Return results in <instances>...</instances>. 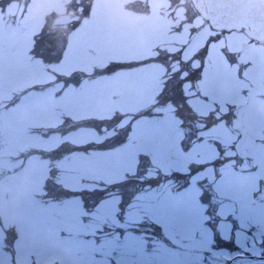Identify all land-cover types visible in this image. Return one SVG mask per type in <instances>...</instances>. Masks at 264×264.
<instances>
[{
	"label": "rangeland",
	"instance_id": "obj_1",
	"mask_svg": "<svg viewBox=\"0 0 264 264\" xmlns=\"http://www.w3.org/2000/svg\"><path fill=\"white\" fill-rule=\"evenodd\" d=\"M187 3L0 0V13L6 19L23 12L19 27H4L0 69V264H110L111 259L116 263L117 253L94 234L99 225L95 209L86 211L78 197L66 199V192L96 193L101 184L120 182L140 157L145 165L150 164L146 175L182 173L190 164L201 169L199 163L218 158V150L229 162L189 174L188 214L166 225L163 233L160 230L164 240L142 233L137 246L144 239L155 245L149 244L147 254L121 253L120 264H155L153 246L164 249L160 258L173 264H204L206 249L212 264H222L236 254L262 253L254 246L258 244L246 246L229 237L230 225L224 221L225 214L232 209L238 212L242 204L231 202L243 180L264 176L260 143L264 134L257 123V99L240 92L242 87L249 90L256 68L246 67V82H242L241 68L230 65L227 58L238 51L237 37L229 35L224 40L213 35L207 18L184 7ZM37 34H41L38 39ZM33 48L43 51L44 58L36 56ZM246 55L256 66L264 61L259 48ZM129 60L139 64L103 73L113 61ZM181 66L186 72L179 77L193 79L184 82L176 99L204 119L193 124L202 129H190L183 148L184 135L172 107L160 112L158 106L162 87L177 86L172 71ZM156 97L159 102L152 104ZM113 109L127 113L123 123L128 118L132 123L124 143L114 142L115 130L100 137L92 126L101 123L103 129L101 117L111 116ZM140 110L148 111L147 116L141 114L133 121ZM235 114H244V126L259 142L245 160H237L231 149L236 133L229 121ZM57 129L65 133L59 135ZM75 145L84 148L72 150ZM69 159L77 162L71 170L66 164ZM49 165L54 168L50 178ZM204 193L207 197L202 200ZM118 201L116 197L100 201L113 209L106 230L117 232L139 220L143 221L140 225L152 222L148 215L127 213L118 219ZM204 201L210 206L218 203L215 214L220 221L212 212L204 214ZM259 206L264 208L263 203ZM232 264L260 261L238 259Z\"/></svg>",
	"mask_w": 264,
	"mask_h": 264
},
{
	"label": "snow or ice",
	"instance_id": "obj_2",
	"mask_svg": "<svg viewBox=\"0 0 264 264\" xmlns=\"http://www.w3.org/2000/svg\"><path fill=\"white\" fill-rule=\"evenodd\" d=\"M22 16L23 12H21L20 17H17L15 13H12L13 18L6 19L5 16L0 13V69H2L3 66V56L6 43L4 27H12L13 25L19 27ZM32 51L40 59L44 58L45 53L43 51H36L35 48H33ZM49 55L53 54L49 53ZM112 63L133 66H137L139 64V62L130 60L113 61ZM166 89L167 85L165 86V89L162 90L161 94H163V91ZM140 117L141 113H137L134 119H139ZM149 119H152V117H149ZM88 143H91V141ZM161 155L163 158L164 154ZM76 163V161L71 159L66 161L69 170H71ZM177 179L183 180V183L174 191L171 189H165L160 185L152 186L135 179H128L122 183L117 182L114 187L121 189V200L117 204V208L119 209L117 218L123 217L126 213L129 216L136 217L148 215L152 217V223L156 224L163 233L166 225L173 224L180 218L185 217L190 209L188 201L185 198L188 179L184 176L177 177ZM103 195V191L96 193L97 200L93 203V208L95 209L94 217L99 222L94 234L100 238L102 244L110 245L111 251L117 253L115 257L116 264H120V254L125 251H135L140 252L141 254H147L149 244L152 243L155 245L154 241L144 239L141 241L139 246H137V235L135 233L125 230L123 231V234H121V232L118 231L114 232L106 230L108 228L107 221L112 216L113 209L107 204L99 202ZM206 197L207 193H204L201 196V199L204 200ZM248 211H250V209L243 204H241L238 209L240 215H243ZM233 213L234 215L232 219H236L237 210L233 209ZM138 222L142 223L143 221L139 220ZM167 238L168 237H166V239ZM163 252L164 249L162 248H157L155 246L152 247L151 255L156 257L155 264H173V262L164 261L160 258ZM203 261L204 264H212V256L207 249L203 253ZM146 264H152V261H147Z\"/></svg>",
	"mask_w": 264,
	"mask_h": 264
},
{
	"label": "flooded vegetation",
	"instance_id": "obj_3",
	"mask_svg": "<svg viewBox=\"0 0 264 264\" xmlns=\"http://www.w3.org/2000/svg\"><path fill=\"white\" fill-rule=\"evenodd\" d=\"M213 29L216 36L224 40L229 35L237 37L238 51L234 52L231 57H228L229 61L231 62L230 65H235L237 66L238 69L242 67L256 68V71L252 72V76L254 77V79L252 78L249 80L250 82V86H248L249 90H246L244 88L241 91L243 93L245 92L249 98L257 99V101L254 103L258 105L257 112L259 113V119L257 123L259 130L264 134V61L260 63L258 66H256L254 63L250 61V59L246 55L248 51L255 48H259L260 52L264 56V39L255 37L243 29H236L223 25H216ZM243 45L246 46L247 48L246 50L243 49ZM245 72L246 71H243L242 74V77L244 79H246ZM251 101L252 100L249 99L247 100L246 103H249ZM244 109L245 108L241 109V113ZM243 115L235 114L233 115V119L238 116H242L243 121L245 122V117ZM235 133L237 137H239V130H236ZM255 140L256 141L252 149L256 145H259L258 140L256 138ZM260 143L262 146H264V136L262 142ZM236 192L238 194L233 196L234 200L232 201V204L234 201H237L238 204L242 203L246 205L247 203V205L249 207L252 206V208H248L250 209V211L241 215V217L239 212H237L236 219H232L234 215L233 212L227 214L228 218L226 219V221L231 222L230 225L231 228L229 229V233L231 234V232H234L232 235L233 240L241 241L246 246L253 245L252 242L260 245V246L254 245L262 252L261 254H257L255 256L264 257V208H261L259 206L262 203L264 204V176H255L253 179L250 180L244 179L241 186H238ZM227 194H229V191L227 192ZM241 200L243 201L240 202ZM238 221H241V223ZM247 256H254V255H247ZM229 260L223 261L222 264H226ZM260 264H264V261H260Z\"/></svg>",
	"mask_w": 264,
	"mask_h": 264
},
{
	"label": "trees",
	"instance_id": "obj_4",
	"mask_svg": "<svg viewBox=\"0 0 264 264\" xmlns=\"http://www.w3.org/2000/svg\"><path fill=\"white\" fill-rule=\"evenodd\" d=\"M41 34H38L37 36L39 37ZM38 39V38H37ZM111 67L109 70H104L103 73H112L115 70H122L123 68H132L133 65H127V64H115L112 63L110 64ZM188 80V77H184L182 79H179L177 86L173 85V86H169L168 84H165L162 87V90L165 89V86L167 85V89L165 91H163V94H161V98H160V104L158 105L160 107L165 108L168 105H172V104H177L178 100L176 99V96L178 94H180L183 90L182 88V84L184 81ZM161 90V93H162ZM20 93H15V96H18ZM159 102L158 98L156 97L154 99V101H152V104ZM185 104V102H183ZM150 106V105H148ZM186 111V112H185ZM137 113H141L145 116H147L148 111H144V110H140ZM175 116H178L181 121H182V126L185 127L188 123V121L194 120L199 118L195 113L193 114L192 111L189 109V107L185 104L184 108H180L178 107L177 111L175 112ZM125 118V114L119 111H115L113 113V116L109 118L108 122H109V126L111 128H113L115 130L116 133H113V140L116 144H120V143H124L127 140V135L131 130V123H130V118H128V122L123 123V119ZM133 121L136 120L134 118H131ZM140 119V118H139ZM200 119V118H199ZM96 130H97V134L98 135H102L103 133V129H102V124L100 123H96L94 125H92ZM59 132L61 131H65V130H60L57 129ZM63 134V133H60ZM100 144H95L93 145V147H99ZM83 146H77L75 145L74 148H72V150H81L83 149ZM54 154L59 153L58 150H54L53 151ZM143 158L140 157V159L137 162L136 165V170L133 173H130L126 176L125 179H123V181H120L121 183L128 180V179H135L137 181L152 185V186H156V185H160L163 188L166 187H171L174 184V188H178L182 183L183 180L177 179V177L180 176H184L187 177V179H189V174L191 171H193L194 169H191L190 166V171L186 172V173H179V172H172L170 174H163L160 171H157L154 174H150V175H146V171L148 169L147 164L145 165L143 163ZM215 164H218V161L214 162ZM195 172V171H194ZM54 174V168L49 165L48 166V178L52 177ZM51 180H48L47 183H50ZM117 182H113L111 184H101L102 187H100L98 189V192L103 191L104 195L103 197L100 198V201L111 198V197H116L119 199V202L121 200V189L118 187H114V185ZM96 193H92V192H82V191H67L65 198H71V197H78L82 203V206L84 207V209L86 211H89L91 209V206H93V204H90L91 199H94V201L97 200L96 197ZM53 200L58 201L61 200V198H58V196H53L52 197ZM99 201V202H100ZM119 212H117V216H118ZM111 226V225H109ZM108 226V227H109ZM148 229H145L146 232H150L153 236H157L160 228L157 227L156 224L150 222V224L147 227ZM127 230L130 232H133L135 234H139L141 233L138 225L136 224H132V225H128L127 227H125V229H118L119 232H121V234H123V231ZM110 264H116L112 259L110 260Z\"/></svg>",
	"mask_w": 264,
	"mask_h": 264
},
{
	"label": "water",
	"instance_id": "obj_5",
	"mask_svg": "<svg viewBox=\"0 0 264 264\" xmlns=\"http://www.w3.org/2000/svg\"><path fill=\"white\" fill-rule=\"evenodd\" d=\"M192 3L218 23L244 27L253 35L264 38V0H192ZM232 127L240 129L241 137L235 144V151L239 157L245 158L254 138L244 129L241 118L236 119Z\"/></svg>",
	"mask_w": 264,
	"mask_h": 264
}]
</instances>
